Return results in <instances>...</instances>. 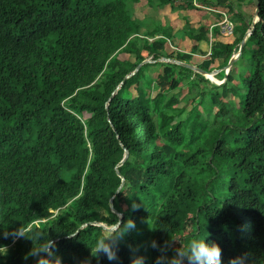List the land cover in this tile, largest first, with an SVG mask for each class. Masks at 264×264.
<instances>
[{
    "label": "trees",
    "instance_id": "obj_1",
    "mask_svg": "<svg viewBox=\"0 0 264 264\" xmlns=\"http://www.w3.org/2000/svg\"><path fill=\"white\" fill-rule=\"evenodd\" d=\"M200 2L214 10L192 0H0V264H35L24 259L30 240L3 236L19 224L48 232L63 264H130L129 244L155 264L150 241L183 246L207 233L223 264L242 255L264 264V0L227 72L253 0ZM174 49L179 62L219 69L222 82L159 60ZM191 85L199 91L181 99ZM110 199L137 230L118 260H97L94 222L115 220Z\"/></svg>",
    "mask_w": 264,
    "mask_h": 264
},
{
    "label": "clouds",
    "instance_id": "obj_2",
    "mask_svg": "<svg viewBox=\"0 0 264 264\" xmlns=\"http://www.w3.org/2000/svg\"><path fill=\"white\" fill-rule=\"evenodd\" d=\"M115 193H121V191L117 189ZM109 204L115 220L104 225L102 232L94 241V247L90 249L91 256L97 260L101 255L109 261L118 260L117 251L120 243L128 234L137 230L133 219H124L123 214L115 210L112 200H109ZM137 208L138 205L133 202L132 209L136 210ZM77 235L76 232L66 233V238L75 239ZM3 236L5 239L11 238L13 242L18 239H27L32 242L31 249L24 256L25 260L31 256L35 258V264H63L57 255L56 240L48 232L45 234L44 229L32 225L25 227L19 224L18 227L8 230L6 226ZM206 236H194L183 246L175 239L166 240L163 244H157L155 240H152L148 246L159 252V255L155 257V264H223L222 249L219 244L215 241H208ZM40 241H43V243ZM177 243L179 244L178 247L176 246ZM128 247L131 254L130 264H145L146 258L143 254H140L142 246L129 244ZM169 252L172 254L169 255ZM7 253V246L0 245V255H7ZM246 260V255L236 256L229 259V264H246ZM83 264H91V261L85 260Z\"/></svg>",
    "mask_w": 264,
    "mask_h": 264
},
{
    "label": "rangeland",
    "instance_id": "obj_3",
    "mask_svg": "<svg viewBox=\"0 0 264 264\" xmlns=\"http://www.w3.org/2000/svg\"><path fill=\"white\" fill-rule=\"evenodd\" d=\"M137 5L138 6H140V2H138L137 3ZM194 5V4H193ZM205 5V4H204ZM205 6H208V7H210L209 5H205ZM144 8H146L148 11H149V13L150 14H152L153 16H155V17H157V18H159V19H161L162 21H166L165 19H164V17H163V14L164 13H166L167 15H169L170 17H171V19L172 20H175L176 21V19L174 18V16L173 15H170V13H169V11H165V12H163V11H161V10H159V11H156V12H153V10L151 9V8H148V6L147 5H145L144 6ZM212 8V7H211ZM252 9H254V5H253V7H251L250 5H247V7H245V10H247V11H249V14H250V12H251V10ZM188 11L191 13V9H189L188 8ZM207 11V10H206ZM206 12L204 11H202L201 12V14H205ZM136 16H139V17H141V18H143L144 20H145V24H146V26H149L150 25V20L149 19H147L146 18V16L140 11V10H137L136 11ZM191 15V14H190ZM189 15V17H191ZM252 18H253V16H252ZM177 23H178V18H177V21H176ZM223 22H225L226 24L224 25V24H222V25H224L223 26V28H222V33H223V35L224 36H226V35H229V30H230V27H231V25H230V23H228L227 21H225V18L223 19ZM171 48H172V46H171ZM185 52H189L188 51V49L187 48H182ZM190 50V49H189ZM177 49H174V51H173V53L171 54V60L173 59V60H177V59H180L181 57L178 55V53H177ZM202 53V48L200 49V50H198V51H195L194 53H193V55L194 56H196V57H200V58H202V57H204V55H202L201 54ZM208 53L209 52H207V54L206 55H208ZM234 55H236V53L235 54H233L232 56H234ZM116 62H118L117 60H115V59H110L109 60V64L110 65H112V64H115ZM187 64V63H186ZM224 70L227 72L228 70L227 69H225L224 68ZM207 75V77L209 78V79H211V81L213 80V82H215L216 84H220L221 82H222V80L220 81V80H214V76L213 75H211L210 73H208V74H206ZM216 79V78H215ZM181 87V86H180ZM199 89H200V87L199 86H195V85H191V86H185L184 87V89L182 90V93H180L181 94V99H183L184 97H189L191 94H193V90H195L196 92H198L199 91ZM185 99V98H184ZM183 99V100H184ZM201 128H203L202 126H201Z\"/></svg>",
    "mask_w": 264,
    "mask_h": 264
},
{
    "label": "water",
    "instance_id": "obj_4",
    "mask_svg": "<svg viewBox=\"0 0 264 264\" xmlns=\"http://www.w3.org/2000/svg\"><path fill=\"white\" fill-rule=\"evenodd\" d=\"M253 4H254V10H253V19H252V22H251V27H250V29H249L248 31H246V33H245V35H244V38L242 39V41H241V43H240L239 50H238L237 54L234 55V56H231V58L229 59L228 63L224 66V68L227 69V70L231 67L233 61H234V60L239 56V54L241 53V49H242V47H243V45H244V43H245L246 37L251 33V31H252V29H253V27H254V24H255L256 21L259 19V16H258V11H259V0H253ZM159 60H160V61L176 62V63L182 64V65H185V66H187V67H189V68H191V69H193V70H196V71H199V72L203 73L206 77H207L206 74H208V73H210L211 75H214L215 73H217V72L219 71V69H217V70H213L212 72H205V71H203V70L197 68V67L194 66V65H190V64L182 63V62H179V61H177V60H173V59L171 60L170 58H160ZM150 61H151V60H149V59H145V60H143V61H142V62H141L136 68H135V70H133V71H132L131 73H129L128 75H126V76L124 77V79L127 78V77H129L131 74H133V73L138 69V67H139L141 64H143L144 62H150ZM212 81H213V80H212ZM127 155H128V152H127V150L125 149V151H124V156H123L122 160L118 163V165H120V164L126 159ZM122 183H123V180H122L121 185L119 186V188L122 186ZM119 188H118V189H119ZM110 200H112V199H110ZM94 224H96V225H101V226L104 227V225H103L102 223H99V222H94Z\"/></svg>",
    "mask_w": 264,
    "mask_h": 264
},
{
    "label": "built area",
    "instance_id": "obj_5",
    "mask_svg": "<svg viewBox=\"0 0 264 264\" xmlns=\"http://www.w3.org/2000/svg\"><path fill=\"white\" fill-rule=\"evenodd\" d=\"M192 3L194 4V6L199 7V8H204V9H208V10H214L213 8L205 6L203 3L199 2V0H192ZM225 21H227V20L225 19ZM230 32H231V28L229 30V33Z\"/></svg>",
    "mask_w": 264,
    "mask_h": 264
},
{
    "label": "crops",
    "instance_id": "obj_6",
    "mask_svg": "<svg viewBox=\"0 0 264 264\" xmlns=\"http://www.w3.org/2000/svg\"><path fill=\"white\" fill-rule=\"evenodd\" d=\"M199 2H200V0H199ZM203 4H204V3H203ZM245 4H246V3H245ZM225 19H226V18H225ZM224 25H225V24H224ZM224 25H222V28H223ZM230 28H231V27H230ZM230 33H231V32H230ZM230 33H229V34H230Z\"/></svg>",
    "mask_w": 264,
    "mask_h": 264
},
{
    "label": "bare ground",
    "instance_id": "obj_7",
    "mask_svg": "<svg viewBox=\"0 0 264 264\" xmlns=\"http://www.w3.org/2000/svg\"><path fill=\"white\" fill-rule=\"evenodd\" d=\"M215 80V79H214Z\"/></svg>",
    "mask_w": 264,
    "mask_h": 264
}]
</instances>
